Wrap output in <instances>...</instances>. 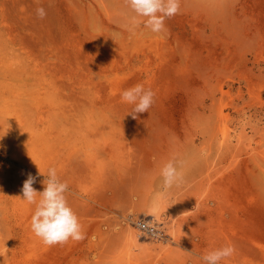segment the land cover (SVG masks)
<instances>
[{
    "label": "rangeland",
    "instance_id": "374dc122",
    "mask_svg": "<svg viewBox=\"0 0 264 264\" xmlns=\"http://www.w3.org/2000/svg\"><path fill=\"white\" fill-rule=\"evenodd\" d=\"M134 16L0 0V264H203L226 245L220 264H264V0H181L160 33ZM137 84L156 95L134 119L121 94ZM169 160L186 183L164 191ZM49 167L81 241L31 229L23 182L43 191Z\"/></svg>",
    "mask_w": 264,
    "mask_h": 264
},
{
    "label": "clouds",
    "instance_id": "9594fccd",
    "mask_svg": "<svg viewBox=\"0 0 264 264\" xmlns=\"http://www.w3.org/2000/svg\"><path fill=\"white\" fill-rule=\"evenodd\" d=\"M124 2L135 14L133 19L146 18L143 20V26L153 33L164 31L165 21L176 15L181 6V0H124ZM36 15L39 19H44L47 12L44 7H37ZM155 95L152 89L137 84L124 90L121 98L134 106L130 114L135 119L137 114L148 112L154 103ZM181 167L182 165L175 160H169L163 165L162 190L167 191L185 185L186 180ZM35 182L36 177L28 174L22 187V200L29 205H35L30 224L34 234L47 246L63 245L70 239L74 241L85 239L80 219L68 202V182L60 179L56 168L49 167L47 177L43 181V191L37 192L34 189ZM235 251L233 245H226L208 252L200 259L203 264H220L222 260L232 257Z\"/></svg>",
    "mask_w": 264,
    "mask_h": 264
},
{
    "label": "built area",
    "instance_id": "2783aa9c",
    "mask_svg": "<svg viewBox=\"0 0 264 264\" xmlns=\"http://www.w3.org/2000/svg\"><path fill=\"white\" fill-rule=\"evenodd\" d=\"M138 228L149 235H152L153 237L161 236L160 232L155 229L153 225H149L143 221H139L137 223Z\"/></svg>",
    "mask_w": 264,
    "mask_h": 264
},
{
    "label": "bare ground",
    "instance_id": "6f19581e",
    "mask_svg": "<svg viewBox=\"0 0 264 264\" xmlns=\"http://www.w3.org/2000/svg\"><path fill=\"white\" fill-rule=\"evenodd\" d=\"M21 120H17V122H20ZM131 236H133V235H131ZM133 239L135 240V237L133 236ZM135 245V244H134Z\"/></svg>",
    "mask_w": 264,
    "mask_h": 264
}]
</instances>
